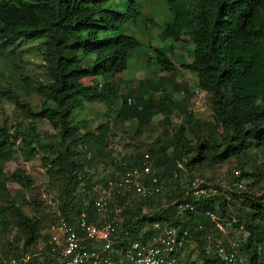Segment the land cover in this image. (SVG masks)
<instances>
[{"label": "trees", "instance_id": "obj_1", "mask_svg": "<svg viewBox=\"0 0 264 264\" xmlns=\"http://www.w3.org/2000/svg\"><path fill=\"white\" fill-rule=\"evenodd\" d=\"M109 2L0 0V47L9 39L42 42L41 60L48 79L46 85L40 86V93L45 103L36 112H26V117L46 121L56 131L58 142L38 140L32 121L22 131L0 126V193L5 192L7 183L24 190L31 187L22 171L7 175L2 166L14 155L29 160L36 150L41 151V166L48 179L60 176L63 179L58 209L61 219L57 225L71 223L81 213L90 218V212L82 206L84 197L76 190L80 183L84 188L91 185L86 170L99 158L107 157L106 139L111 124L134 120L136 125L145 127L156 115H161L165 124L169 122V108L176 106L171 100L172 91L168 92L166 86L178 91L173 80L166 76L175 70L167 55L171 53V42L188 45L189 61L180 63L179 68L194 75L195 87L206 96L211 121L192 122L190 115H185L195 138L194 156L186 162L174 161L171 170H166L164 163L171 157L154 159L153 147H147L132 153L127 159L128 166L138 165L140 156L147 153L153 173L160 178H166L172 171L179 175L183 171L189 176L193 165L207 161L209 165H219L231 157H247L250 151L264 147V0H165L170 16L159 29L158 39L167 44L166 50L149 46L152 55L149 51L146 54L147 66L154 65L152 79L156 83L147 79L145 86L139 82L135 89L125 90L123 95L119 94L113 78L126 70L129 57L139 49L140 43L120 33L119 28L123 19L134 21L139 10L132 0L127 2L125 11H115ZM84 79L89 80L83 82ZM154 94L159 97L154 98ZM83 103L102 104L106 123L92 131L84 120L75 121V115L84 108ZM112 108L114 113L109 119L108 111ZM175 139L176 147L188 144L182 127ZM172 157H179L176 148ZM235 169L248 180L247 190L241 195L242 207L214 195L201 200L196 212L176 216L175 207L170 204L180 200L184 192L175 182L164 196L166 207H160V202L153 199L127 210L120 234L126 232L125 242L135 241L142 237L140 229L148 222L174 223L186 230L187 240L195 244L199 264H226L213 250L205 253L202 247L205 238L219 237L204 216L209 210L220 218L234 219L235 225L247 231L249 236L239 248L247 264H264V190L258 195L251 192L259 173L254 168L251 172L243 171L242 166ZM78 176L82 182L77 180ZM100 182L104 183L105 178ZM123 202L117 199V203ZM214 202L217 210L212 208ZM145 207L155 212L141 216V208ZM35 212L34 208L32 216L25 215L14 200H9L8 206L0 204V240L11 230L15 231L8 245L10 258L26 252L35 255L31 249L47 227L46 221ZM43 238L47 240L48 233ZM40 256L41 264H55L48 256ZM35 260L29 263L35 264ZM188 264L197 263L191 260Z\"/></svg>", "mask_w": 264, "mask_h": 264}, {"label": "rangeland", "instance_id": "obj_2", "mask_svg": "<svg viewBox=\"0 0 264 264\" xmlns=\"http://www.w3.org/2000/svg\"><path fill=\"white\" fill-rule=\"evenodd\" d=\"M128 1L130 0H110L108 5L115 11H125ZM132 1L138 6L139 16L134 21L123 19L119 32L135 38L140 43V47L132 52L126 70L113 78L118 85L120 95H123L125 90L135 89L139 82L145 86L147 79L152 84L156 83V80L152 79L154 65L147 66L146 64L148 47L159 46L166 50L167 46L165 42L160 43L158 39L159 29L163 23L169 20L170 16L166 10L165 0ZM3 45L0 47V126H5L10 131H22L26 130L32 121L35 125L34 134L38 140L58 143L56 131L52 130L46 121L31 120L26 117V112H36L43 108L45 103V97L40 93V86L46 85L48 79L41 60L44 50L42 42L9 39L3 42ZM170 47L171 53H167V55L175 70L166 76L173 80L178 91H173L171 86L165 85L168 92L172 91L171 100L176 106L169 108V122L165 124L161 115H156L145 127L136 125L134 120L126 121L123 124H111L110 133L106 139L107 157L99 158L91 168L86 170L89 179L102 180L107 176L112 177L115 162L120 159L127 162L132 153L144 151L147 147H153L154 154L152 156L154 159L162 160L171 157L169 162L166 160L164 163L163 167L166 170H171L170 167L174 161L184 163L193 158L195 138L191 127L187 124L188 118L185 115H190L192 122L198 121L205 124L211 121V111L205 94L195 87L194 75L179 68L180 63L189 61L186 55L188 45L171 42ZM164 52L166 53V51ZM148 53L152 55L150 51ZM160 75L165 76L164 73ZM88 80L84 79L83 82ZM153 97L158 98L159 94H154ZM83 105V110L75 115V121L84 120L92 131L100 124L106 123L104 117L106 110L102 104L83 103ZM113 113L114 108L108 111L109 119L112 118ZM180 127L183 128V137L188 142L185 147L181 145L176 147L175 136ZM19 142L17 140L16 144ZM31 147L34 148V145L31 144ZM163 147L165 148L163 149ZM175 148L179 154L178 158L172 157ZM41 157V151L37 152V150L29 160L14 155L8 163L2 166V170L7 175L17 170L22 171L29 178L31 187L24 190L14 183H7L5 192L0 193L1 205L8 206L9 200H14L22 207L25 215L32 216V210L35 208V215H39L46 221L47 227L42 232V238L31 249H34L35 255L25 253L31 256L29 262L36 259L35 264H41L42 259L38 254L45 247L46 238H43L44 235L47 233L49 235L61 219L58 209L63 184L61 176L48 179L45 169L41 166ZM208 162L193 165L189 176L195 175L201 179L209 180L221 170L242 166L243 171L251 172L254 168L259 173V178L251 188V192L258 195L264 190V147L261 150L250 151L247 157H231L219 165H209ZM181 176L185 179L188 175L182 171ZM238 199L237 205L242 207L243 197L239 196ZM135 205L137 204L131 207L133 208ZM214 206L215 203L212 204L213 209ZM144 209L148 210L146 207ZM14 236L15 231L11 230L9 235L3 236L0 240V259L3 261L10 259L8 245L11 244ZM193 244L191 245L193 246ZM20 246V244L17 245L18 249ZM192 246H188L184 250L181 264H188L191 260L197 264L200 263L197 251Z\"/></svg>", "mask_w": 264, "mask_h": 264}, {"label": "built area", "instance_id": "obj_3", "mask_svg": "<svg viewBox=\"0 0 264 264\" xmlns=\"http://www.w3.org/2000/svg\"><path fill=\"white\" fill-rule=\"evenodd\" d=\"M114 166L112 177L107 176L104 183L99 179H89V187L84 188L80 183L76 190L83 195L82 206L88 209L90 218L81 213L71 223L58 224L49 233L45 247L38 255L48 256L55 264H179L184 250L192 246L187 240L186 230L174 223L151 221L140 229V239L125 242L126 232L120 234L126 220L125 212L134 204L153 199L160 202V207H166L164 196L170 184L175 182L184 192L180 200L170 204L174 205L176 216L196 212L201 200L214 195L221 196L227 203L237 204L248 184L247 178L235 168L221 170L209 180L195 175L184 179L177 171L160 178L153 173L147 153L140 156L136 166H128L122 159ZM77 180L82 182L81 176ZM117 199L124 202L119 204ZM214 203L217 210V203ZM149 212L155 210L141 208L140 215H148ZM204 216L219 235L215 240L205 238L202 242L204 252L213 250L226 264H247L239 253L240 245L249 236L247 231L235 225L234 219L220 218L212 211H205ZM30 258L24 254L1 261V264H29Z\"/></svg>", "mask_w": 264, "mask_h": 264}]
</instances>
